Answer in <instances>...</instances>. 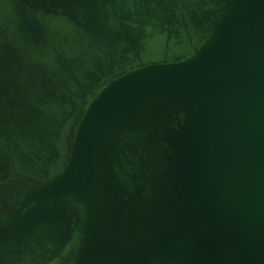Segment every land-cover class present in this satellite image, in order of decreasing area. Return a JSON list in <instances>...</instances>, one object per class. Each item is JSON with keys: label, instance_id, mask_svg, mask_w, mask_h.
<instances>
[{"label": "water", "instance_id": "obj_1", "mask_svg": "<svg viewBox=\"0 0 264 264\" xmlns=\"http://www.w3.org/2000/svg\"><path fill=\"white\" fill-rule=\"evenodd\" d=\"M0 264H264V0H0Z\"/></svg>", "mask_w": 264, "mask_h": 264}]
</instances>
